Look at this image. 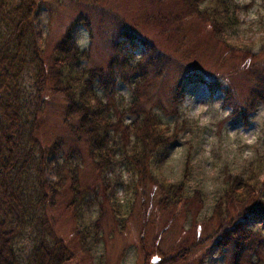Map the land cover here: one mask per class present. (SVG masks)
Returning a JSON list of instances; mask_svg holds the SVG:
<instances>
[{
	"label": "rangeland",
	"instance_id": "1",
	"mask_svg": "<svg viewBox=\"0 0 264 264\" xmlns=\"http://www.w3.org/2000/svg\"><path fill=\"white\" fill-rule=\"evenodd\" d=\"M35 1L34 24L45 60L75 26L79 47L91 53L89 67L106 72L114 42L132 43L125 34H135L137 56L155 60L143 104L177 136L152 161L143 182L120 158L101 175L85 138L72 132L76 121L65 119L64 96L48 86L35 137L43 148L59 139L63 143L60 154L45 161L43 180L47 187L62 183L46 216L74 255L67 264H234L231 251L217 246L216 207L227 186L251 169L263 167L264 176V104L254 106L253 97L255 76L264 71V0H231L237 25L228 27L227 38L198 14L211 9L209 0L198 11H190L184 0ZM24 84L30 96L32 74L25 75ZM116 92L130 102L131 88L120 77ZM186 97L207 108L204 126L185 117ZM74 167L80 185L76 198L70 187ZM79 232L91 252L81 247ZM29 235L18 245L24 258ZM250 261L264 264V248Z\"/></svg>",
	"mask_w": 264,
	"mask_h": 264
},
{
	"label": "trees",
	"instance_id": "2",
	"mask_svg": "<svg viewBox=\"0 0 264 264\" xmlns=\"http://www.w3.org/2000/svg\"><path fill=\"white\" fill-rule=\"evenodd\" d=\"M209 1L211 9L198 14L228 37V27L237 25L232 1ZM184 2L190 11H198L206 0ZM37 4L35 0H0V264H67L74 259L46 216V206L53 202L62 183L47 187L43 169L48 157L60 154L63 144L59 139L50 148H43L35 137L37 115L48 86L64 96L65 119L76 121L72 132L85 138L101 175L111 171L120 158L143 182L152 161L165 154L177 137L169 124L143 104L155 60L154 56L146 61L137 56L135 34H125L132 43L114 42V60L106 72L89 67L91 53L79 47L75 26L45 60L34 24ZM78 21L87 22L89 27V20L80 17ZM26 74L33 75L30 96L24 84ZM119 77L131 88L129 103L116 92ZM254 84V106L264 104V71L255 76ZM262 171L261 166L251 169L247 177L227 186L216 207L220 222L217 246L231 251L234 264H254L252 256L264 248ZM70 174L76 198L80 195L77 168ZM93 225L97 245L101 241L97 232L100 223ZM28 233L31 246L24 258L18 245ZM78 236L81 247L91 252L87 237L82 232ZM245 259L248 262L244 263Z\"/></svg>",
	"mask_w": 264,
	"mask_h": 264
},
{
	"label": "clouds",
	"instance_id": "3",
	"mask_svg": "<svg viewBox=\"0 0 264 264\" xmlns=\"http://www.w3.org/2000/svg\"><path fill=\"white\" fill-rule=\"evenodd\" d=\"M185 101L187 102L185 105H183L185 117L190 120H196L198 124L204 126L209 119L204 115V113L207 111V108L203 105L195 104L194 100L191 98L186 97Z\"/></svg>",
	"mask_w": 264,
	"mask_h": 264
},
{
	"label": "water",
	"instance_id": "4",
	"mask_svg": "<svg viewBox=\"0 0 264 264\" xmlns=\"http://www.w3.org/2000/svg\"><path fill=\"white\" fill-rule=\"evenodd\" d=\"M158 260L157 259H154L153 262L156 263Z\"/></svg>",
	"mask_w": 264,
	"mask_h": 264
},
{
	"label": "bare ground",
	"instance_id": "5",
	"mask_svg": "<svg viewBox=\"0 0 264 264\" xmlns=\"http://www.w3.org/2000/svg\"><path fill=\"white\" fill-rule=\"evenodd\" d=\"M204 84H205V85H206V84L208 85V83H207V82H205Z\"/></svg>",
	"mask_w": 264,
	"mask_h": 264
}]
</instances>
